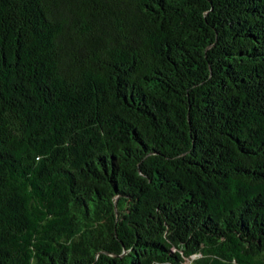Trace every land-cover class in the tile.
I'll return each instance as SVG.
<instances>
[{"label":"trees","instance_id":"1","mask_svg":"<svg viewBox=\"0 0 264 264\" xmlns=\"http://www.w3.org/2000/svg\"><path fill=\"white\" fill-rule=\"evenodd\" d=\"M0 264H264V0H0Z\"/></svg>","mask_w":264,"mask_h":264}]
</instances>
